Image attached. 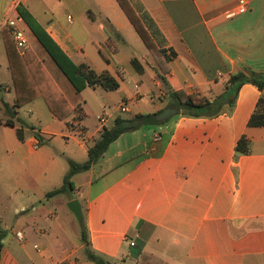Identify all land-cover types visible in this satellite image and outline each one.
<instances>
[{
	"label": "crops",
	"instance_id": "1",
	"mask_svg": "<svg viewBox=\"0 0 264 264\" xmlns=\"http://www.w3.org/2000/svg\"><path fill=\"white\" fill-rule=\"evenodd\" d=\"M247 2L246 12L229 17L239 0H131L158 35L159 46L177 52L166 74L169 86L211 98L223 91L234 72H264V0ZM8 6V0H0V160L5 163L0 176V264H95L87 258L81 230L71 227L75 215L67 203L73 197L82 205L94 252L109 264H264V126L249 125L264 91L246 83L230 114L174 115L160 125L126 132L85 171L88 177L79 179L87 182L86 194L80 188L70 192L71 199L46 198L61 186L49 189V183L63 182L69 170L60 157L68 165L69 158L84 162L88 146L122 112L131 113L124 117L159 112L169 107V99L146 47L149 58L123 56V31L138 34L116 0H25L23 7L68 57L86 61L98 72L109 71L120 85L113 91L97 87L106 91V103L95 110L98 123L91 130L84 118L95 112L88 92L94 88L77 92L22 19L18 27L26 46L43 59L70 102L82 104L85 116L81 122L74 121V114L60 120L42 98L15 107L1 35ZM133 58L144 67L142 73L131 64ZM113 92L120 99L108 112ZM101 116L106 117L104 124ZM243 135L251 151L237 154ZM19 197L25 198L21 206ZM8 214L14 216L12 223L5 218Z\"/></svg>",
	"mask_w": 264,
	"mask_h": 264
},
{
	"label": "trees",
	"instance_id": "2",
	"mask_svg": "<svg viewBox=\"0 0 264 264\" xmlns=\"http://www.w3.org/2000/svg\"><path fill=\"white\" fill-rule=\"evenodd\" d=\"M116 1L153 57L156 74L166 88L169 107L177 109L176 115L198 118L216 117L223 113L230 114L234 110L238 92L244 84L252 83L261 91H264V72L255 70L238 71L230 74L224 82L223 91L212 98L195 96L185 89L175 90L171 88L167 82L166 74L170 72V61L177 56V52L172 48L167 49L159 46L130 0ZM18 13L51 59L68 77L77 92L86 87L94 89L102 87L109 91L119 88V81L109 71L98 72L86 61L77 63L68 57L44 27L23 7V4L18 7ZM1 35L4 40L12 77L15 94L14 106L22 107L37 98H42L49 111L58 119L65 120L74 114V121L81 122L85 116L82 104L74 106L70 102L49 73L38 53L31 46H26L24 52L21 53L17 49L12 29L9 26L2 28ZM131 64L139 73L144 71V67L137 58H133ZM163 110L155 113H138L131 117L118 115L114 120V125L112 127L104 126L99 135L88 146V157L84 162L68 159L69 170L65 174L61 186L47 192L46 198L66 196L71 199L70 190L74 191L73 178L76 174L89 171L101 160L109 145L122 134L144 126H157L167 121L169 118L163 121L156 119L157 114ZM249 125L264 126V94L258 101ZM17 133L20 135V130ZM236 151L237 154H246L251 151V142L246 135L238 140ZM81 239L85 245L87 258L90 261L95 264H109L108 260L94 252L88 236L85 218L81 222ZM61 264H68V261Z\"/></svg>",
	"mask_w": 264,
	"mask_h": 264
},
{
	"label": "rangeland",
	"instance_id": "3",
	"mask_svg": "<svg viewBox=\"0 0 264 264\" xmlns=\"http://www.w3.org/2000/svg\"><path fill=\"white\" fill-rule=\"evenodd\" d=\"M76 10H78V9H76ZM64 13L66 14L67 11H65ZM142 18L145 21L144 23L146 24V26L150 29V25L147 22V20H146V18H145V16L143 14H142ZM130 28H131V32H135L132 27H130ZM153 31L154 30L151 28V33H152L153 37L155 38V40L159 41L158 35L156 33L154 34ZM123 36H124V38L127 41V43H122V42L120 43L121 47H122L123 56H125V55L126 56L127 55H134V56L139 57V58H141L142 56L145 57V58L146 57L149 58V53L147 52V49L145 48V46L143 45V43L139 39L138 35H136V33H134V36H133L129 32L123 31ZM97 41H99V40H97ZM144 52H147V54L145 55ZM88 92H89V99H90V102L93 104L94 111L96 109H100L102 107L103 103H106V100L102 97V96H104L106 94L105 93L106 91H104L103 89H101V88L89 89ZM111 94H112L111 95L112 97L108 99L110 101V103H111V106L108 107V112H111L114 109V107L117 105V100L120 99V94H117L115 92H113ZM144 100H145V102H148L150 100V95H146L144 97ZM146 104H148V103H146ZM148 107H149V109H151L153 107V105L150 104V106H148ZM117 112L121 113L120 110H118ZM121 114L124 115V116L131 115V113H126V112H122ZM96 115H97L96 111L94 113L88 111L86 117L84 118L85 124L91 130H93V127L95 125H97V123H98L97 120H96ZM172 117H170V118H172ZM111 123H112V121H110L108 123V125H111ZM68 152H66V154L70 155L69 154L70 152L69 153ZM76 159H78V160L82 159V161H84L86 158L84 156H77ZM59 160H60L62 166H64V168L66 170H68L69 169V165H68V162L66 161V159L64 157H60ZM1 169H3L2 171H0V176L2 177V175L5 172V170H4L5 169V163L1 162V160H0V170ZM23 174H24V172L21 169V167L19 166V181H22ZM88 175H89L88 172H82V173H79L76 177H74L73 178L74 189H80L81 188L82 190H84V193L86 194L87 187H88L87 182H85V181L84 182H80L79 179L84 178V177H88ZM61 183H62V180H59V182H56V184H55V182L51 181L49 183V187H50L49 189H52L55 185L59 186V185H61ZM0 192H2V191L0 190ZM76 196H78V195H76ZM4 198H6L5 201H6V203L8 205H12L13 200L9 199L8 196H6ZM24 199L25 198L19 197V206L22 205L21 201H23ZM44 199L45 198H42L41 201H43ZM82 200H83L84 206H86V203H87L86 202V198H82ZM25 203L27 204L28 202H25ZM36 205L38 207L41 206V202L37 201ZM5 218L7 219V221H9V223H12V221L14 220L13 214L5 215ZM41 225H43V224H41ZM71 227H73L74 230L76 229L77 231H80L81 230V222H79V220L75 217L73 222L71 223ZM72 232H73V230H72ZM72 232L70 230V233H71L70 240H72L75 243V238L72 237ZM70 247H71V245H70ZM85 264H91V263L89 261L85 260Z\"/></svg>",
	"mask_w": 264,
	"mask_h": 264
},
{
	"label": "built area",
	"instance_id": "4",
	"mask_svg": "<svg viewBox=\"0 0 264 264\" xmlns=\"http://www.w3.org/2000/svg\"><path fill=\"white\" fill-rule=\"evenodd\" d=\"M25 0H8V11L5 14L3 18V24L6 26H9L12 29L13 37L15 39V43L17 48L21 53L24 52L26 45H27V39L23 32L18 27V22L22 20V18L19 16L18 13V7L24 3ZM248 10V2L247 0H239L238 7L235 11H232L228 14V16H234L237 13H244ZM68 19L71 20V16H68ZM122 111H126V107L122 106ZM100 121L102 124L106 122V117L101 116ZM20 212V211H19ZM17 238L21 241H25V236L21 233H17ZM135 243L131 242V245L133 246Z\"/></svg>",
	"mask_w": 264,
	"mask_h": 264
},
{
	"label": "water",
	"instance_id": "5",
	"mask_svg": "<svg viewBox=\"0 0 264 264\" xmlns=\"http://www.w3.org/2000/svg\"><path fill=\"white\" fill-rule=\"evenodd\" d=\"M177 112H178L177 109L172 108V107H167L162 112L157 114L156 119L159 121H163V120H166V119L176 115ZM70 192H71V190H70ZM67 207L73 212V214L79 220V222H83V219H84L83 209H82V205H81L79 199L73 197L67 203Z\"/></svg>",
	"mask_w": 264,
	"mask_h": 264
}]
</instances>
